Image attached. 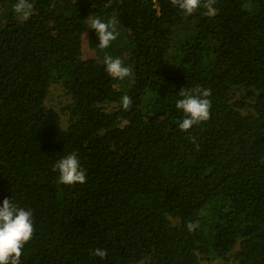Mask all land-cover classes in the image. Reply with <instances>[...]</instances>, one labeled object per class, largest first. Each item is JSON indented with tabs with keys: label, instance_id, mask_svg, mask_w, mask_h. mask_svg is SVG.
<instances>
[{
	"label": "trees",
	"instance_id": "16d2710c",
	"mask_svg": "<svg viewBox=\"0 0 264 264\" xmlns=\"http://www.w3.org/2000/svg\"><path fill=\"white\" fill-rule=\"evenodd\" d=\"M31 2L25 21L0 0V206L35 228L20 264H264V0L191 15L171 0ZM93 18L115 22L107 49ZM88 30L102 55L77 65ZM105 56L133 77H110ZM197 87L210 119L181 131L179 92ZM73 152L87 179L64 185L53 166Z\"/></svg>",
	"mask_w": 264,
	"mask_h": 264
},
{
	"label": "clouds",
	"instance_id": "9594fccd",
	"mask_svg": "<svg viewBox=\"0 0 264 264\" xmlns=\"http://www.w3.org/2000/svg\"><path fill=\"white\" fill-rule=\"evenodd\" d=\"M215 0H171V4L178 7L185 15L193 14L197 9H206L209 14L214 13ZM13 11L23 20H28L34 12V4L31 0H16ZM94 29L99 38V47L107 49L119 35L115 22H102L99 18H93L87 23ZM105 73L113 79L124 80L133 77L132 69L124 64L121 58L105 56ZM195 93V94H194ZM182 99L177 100L176 108L182 110L184 119L178 121L181 131H188L193 125H199L210 119L211 96L210 89L200 87L191 91L183 88L179 92ZM122 108L128 111L132 106V99L128 95L122 97ZM53 171H58V179L61 184H84L87 176L81 168L80 160L75 152L59 159L53 166ZM188 231L192 232L198 227V222H188ZM35 228L31 210H26L14 204L11 199L5 198L0 206V264H20L25 245L32 239ZM92 255L105 258L107 250L97 248Z\"/></svg>",
	"mask_w": 264,
	"mask_h": 264
},
{
	"label": "rangeland",
	"instance_id": "374dc122",
	"mask_svg": "<svg viewBox=\"0 0 264 264\" xmlns=\"http://www.w3.org/2000/svg\"><path fill=\"white\" fill-rule=\"evenodd\" d=\"M93 43V39L91 38L90 31L88 30L83 35L82 40V49L83 54L82 57L76 58L75 62L77 65H84L87 61L92 59L93 57H96L97 55L101 57L102 53H100L99 49H97ZM70 102V97L66 94V92L63 90V88L58 85L54 84L50 91V96L48 98L49 105L53 106L58 111H61L62 113V120L63 123L66 124L67 120V114L63 112V108ZM233 264L232 260L229 261H223L222 259H215V260H205L202 264Z\"/></svg>",
	"mask_w": 264,
	"mask_h": 264
}]
</instances>
